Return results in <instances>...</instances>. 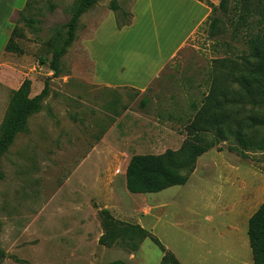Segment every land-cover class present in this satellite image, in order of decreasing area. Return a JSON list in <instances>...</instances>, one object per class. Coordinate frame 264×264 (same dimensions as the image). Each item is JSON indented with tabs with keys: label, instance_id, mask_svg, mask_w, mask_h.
I'll return each mask as SVG.
<instances>
[{
	"label": "rangeland",
	"instance_id": "374dc122",
	"mask_svg": "<svg viewBox=\"0 0 264 264\" xmlns=\"http://www.w3.org/2000/svg\"><path fill=\"white\" fill-rule=\"evenodd\" d=\"M27 1L18 0L22 7ZM31 1L25 15L40 18L43 30L34 34L20 22L26 35L17 40L23 54L5 52L0 58V128L12 91L26 78L33 82L32 96L51 78L50 95L2 158L0 264H161L163 253L150 238L137 250L128 241L101 245L105 209L115 220L152 233L180 264H254L248 222L264 202V151L240 156L229 150L237 146L230 139L204 153L184 185L148 194H132L126 185L134 155L180 147L194 106L208 93L213 61L248 52L247 31L235 38L234 24L225 20L221 26L227 33L213 37L208 25L201 26L140 93L97 84L96 53L100 48L116 64L129 61L138 67L141 57L145 61L153 54L151 10L141 14L132 9L136 0H117L132 13L125 27H141L114 38L118 24L112 0L98 2L81 17L60 74L52 77L49 61L64 36H56L53 28L69 20L77 0ZM205 1L218 6L221 0ZM164 4L154 10L158 26L171 15ZM18 19L16 13L10 23ZM121 75L117 79L133 81L132 74Z\"/></svg>",
	"mask_w": 264,
	"mask_h": 264
},
{
	"label": "trees",
	"instance_id": "16d2710c",
	"mask_svg": "<svg viewBox=\"0 0 264 264\" xmlns=\"http://www.w3.org/2000/svg\"><path fill=\"white\" fill-rule=\"evenodd\" d=\"M100 1L77 0L69 20L53 28L56 36H64L61 44L54 48L49 61L52 77L60 74L62 58L76 40L81 17ZM31 2L28 0L25 8L18 12V22L5 47L7 52L23 54L17 41L26 37L19 27L20 22L34 34L43 30L40 18L25 15ZM206 4L212 8L210 17L203 25L209 26V35L217 37L226 34V26L221 25L227 20L234 24L233 37L247 31L245 43L248 52L213 61L208 93L200 106H194L195 113L185 128L186 138L178 149H167L161 154H138L130 159L126 170V185L132 194L158 193L186 184L196 170L198 159L230 139L237 146L229 150L240 156L247 157L249 151H264V0H221L218 6L210 2ZM55 7V4L51 5V10ZM110 8L119 29L131 23L132 13L123 11L117 0L111 1ZM250 22L256 26H251ZM40 62L48 63L44 58ZM50 80L47 78L41 92L34 96L31 95L33 82L30 78H26L11 93L0 128V181L4 177L2 158L18 134L28 130L29 118L41 110L42 103L50 95ZM145 101L142 100L143 105ZM101 216L104 230L99 240L101 245L111 247L120 241H128L133 250H137L141 241L150 238L163 253L161 264H180L177 256L166 250L159 239L145 228L117 221L106 209L101 211ZM1 228L0 222V232ZM248 236L254 264H264V202L249 219ZM3 257L0 248V261ZM105 264L129 263L117 260Z\"/></svg>",
	"mask_w": 264,
	"mask_h": 264
},
{
	"label": "crops",
	"instance_id": "0c3cea01",
	"mask_svg": "<svg viewBox=\"0 0 264 264\" xmlns=\"http://www.w3.org/2000/svg\"><path fill=\"white\" fill-rule=\"evenodd\" d=\"M213 1V0H212ZM27 3V2H26ZM167 4V9L170 14L167 18L161 20V25L158 26L157 20L154 16V10L157 11L156 5ZM26 4L22 7L18 0H0V58L7 52L5 50L6 44L11 36L13 23H10L11 18L16 13L22 11ZM156 7V8H155ZM132 9L143 12H152V32L149 34V44L154 49H150L153 53L144 61L141 57L140 65L137 67L131 62H123L116 64L109 57L106 56L102 50L97 48V71L98 77L94 79L97 84L104 85L110 88L130 87L138 90L140 93L146 92L149 86L156 78L166 69V67L178 56L179 52L188 44L189 40L196 34L201 26H203L212 13V8L204 2V0H136ZM140 15V14H139ZM138 15V16H139ZM137 19V18H136ZM135 16L133 22L136 21ZM167 19V20H166ZM142 23V21H141ZM167 23L168 31L166 32ZM133 25V23H132ZM14 27V25H13ZM141 26H128L122 30H118V36L128 37L127 31H131ZM170 28V29H169ZM96 36V35H95ZM94 36V37H95ZM89 41H87L88 51ZM150 46V47H151ZM107 51V48H104ZM95 71V70H94ZM132 74L133 81H122L117 79L121 74ZM19 88V86H18ZM16 88V89H18Z\"/></svg>",
	"mask_w": 264,
	"mask_h": 264
}]
</instances>
